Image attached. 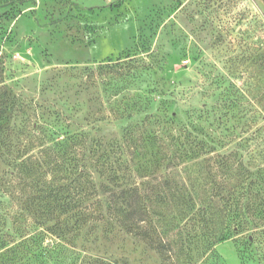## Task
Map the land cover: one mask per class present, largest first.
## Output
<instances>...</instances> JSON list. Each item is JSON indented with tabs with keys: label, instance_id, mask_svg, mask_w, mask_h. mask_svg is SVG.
<instances>
[{
	"label": "trees",
	"instance_id": "trees-1",
	"mask_svg": "<svg viewBox=\"0 0 264 264\" xmlns=\"http://www.w3.org/2000/svg\"><path fill=\"white\" fill-rule=\"evenodd\" d=\"M136 63L125 56L98 65L105 99H86L85 125L66 94L60 107L34 113L39 121L25 140L0 141V264L50 249L51 238L70 262L72 251H89L98 234L115 230L148 247L160 264H196L217 244L264 227V167L252 169L239 153L236 99L202 103L177 121L167 99L180 93L142 89L149 75ZM82 71L94 88V68ZM81 85L74 100L89 90ZM106 113L107 135L98 125Z\"/></svg>",
	"mask_w": 264,
	"mask_h": 264
},
{
	"label": "rangeland",
	"instance_id": "rangeland-1",
	"mask_svg": "<svg viewBox=\"0 0 264 264\" xmlns=\"http://www.w3.org/2000/svg\"><path fill=\"white\" fill-rule=\"evenodd\" d=\"M125 56L137 61L139 74L149 75L142 89L180 93L167 99L177 121L202 103L228 106L236 99L239 153L252 169L264 167L262 0H0V141L25 140L31 123L39 121L34 113L60 107L66 94L70 106L81 109L76 121L85 125L86 99H105L99 81L106 74L98 65ZM84 67L95 70L94 88L87 87ZM81 83L89 90L74 100ZM104 115L98 125L107 135L112 126ZM97 236L89 251H72L70 262L51 238L48 250L19 253L18 264H87L90 257L160 264L124 232ZM203 264H264V227L217 244Z\"/></svg>",
	"mask_w": 264,
	"mask_h": 264
},
{
	"label": "water",
	"instance_id": "water-1",
	"mask_svg": "<svg viewBox=\"0 0 264 264\" xmlns=\"http://www.w3.org/2000/svg\"><path fill=\"white\" fill-rule=\"evenodd\" d=\"M264 2V0H262Z\"/></svg>",
	"mask_w": 264,
	"mask_h": 264
}]
</instances>
